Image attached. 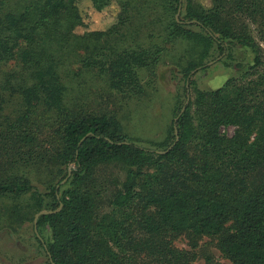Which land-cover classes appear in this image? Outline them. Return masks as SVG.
Segmentation results:
<instances>
[{
	"label": "trees",
	"instance_id": "1",
	"mask_svg": "<svg viewBox=\"0 0 264 264\" xmlns=\"http://www.w3.org/2000/svg\"><path fill=\"white\" fill-rule=\"evenodd\" d=\"M78 1L26 0L15 12L0 0V200L10 201L8 217L51 211L36 222L51 239L35 234L47 264H220L205 238L230 264H264V0H211L208 10L185 0L178 21L182 0L152 10L157 38L184 46L170 65L185 79L233 48L253 58L184 106L176 96L174 121L148 146L112 110L92 108L85 94L71 99L64 82L97 77L118 98L140 97L137 71L154 68L164 48L114 46L131 18L121 0L115 27L75 34ZM90 1L100 11L114 0ZM29 168L45 176L44 189L26 177ZM181 238L187 248L176 244Z\"/></svg>",
	"mask_w": 264,
	"mask_h": 264
},
{
	"label": "rangeland",
	"instance_id": "2",
	"mask_svg": "<svg viewBox=\"0 0 264 264\" xmlns=\"http://www.w3.org/2000/svg\"><path fill=\"white\" fill-rule=\"evenodd\" d=\"M121 1L130 4L131 18L122 27L123 30L118 34L120 37H116L114 46L133 48L142 40L147 46L156 44L164 48L160 55V61L154 68H142L137 71L145 93L129 100L125 96L118 98L112 92H108L102 79L97 77L84 83L82 82L85 76L78 80L70 77L64 83L71 99L81 98L85 94L83 97L86 99L85 103L90 104L92 108L100 104L112 110L118 115L125 133L136 140L138 144L148 146V142L160 141L166 129L174 121L171 107L176 96L180 97L181 106H184L189 100H194L196 91L216 90L222 87L228 79L241 73L233 67V64L237 62L244 65L250 64L253 56L248 49L233 48L229 52V59L223 60L220 57L210 60L206 63L205 68L192 71L188 79H185L180 73V68L170 65L171 59L180 54L184 46L166 44L163 41L164 37L157 38L158 24H152L159 15L157 12L153 13L152 10L161 11V5L165 0ZM194 1L206 10L212 6L211 0ZM182 2L183 5L179 6L180 11L175 14L177 21L179 16L182 18L185 15V0ZM7 3L9 8L16 12L23 8L26 0H7ZM77 8L82 18V24L77 26L74 32L77 35H82L90 32H106L115 27L122 7L118 1L114 0L98 11L90 0H79ZM147 32L152 33L150 38L144 36ZM70 69L77 71V68ZM79 85L84 87H79ZM184 86L188 89V98L182 96ZM14 108L13 104H10L5 112H12ZM223 133L230 136L233 133V128L223 129ZM26 170V177L32 184L41 190L44 189L43 182L46 179L40 170L33 168ZM9 204L8 200L3 202L0 200V264H47V258L36 241L35 234H38L44 242H48L51 239L50 228L48 226L37 228L35 232L34 218L36 215L28 214L23 221L14 222L15 220L9 218L5 210ZM176 244L179 247L187 248V241L183 238L179 239ZM214 244V241L206 238L201 242V245L208 249L209 254L211 253L215 262L230 264L220 255ZM196 264L206 263L204 259L200 258Z\"/></svg>",
	"mask_w": 264,
	"mask_h": 264
},
{
	"label": "water",
	"instance_id": "3",
	"mask_svg": "<svg viewBox=\"0 0 264 264\" xmlns=\"http://www.w3.org/2000/svg\"><path fill=\"white\" fill-rule=\"evenodd\" d=\"M180 11V9H178V12ZM183 111V110H182ZM175 135L177 136V130L175 129ZM176 140H177V137H176ZM48 213H51V211H41L39 212L38 214H36L35 218H34V231L36 232L37 231V227H36V222H37V218L39 217V215H42V214H48Z\"/></svg>",
	"mask_w": 264,
	"mask_h": 264
}]
</instances>
